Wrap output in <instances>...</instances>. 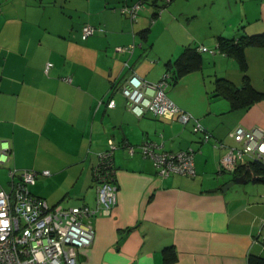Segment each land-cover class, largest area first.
<instances>
[{"label": "crops", "instance_id": "1", "mask_svg": "<svg viewBox=\"0 0 264 264\" xmlns=\"http://www.w3.org/2000/svg\"><path fill=\"white\" fill-rule=\"evenodd\" d=\"M139 1L0 0V140L12 152L0 185L9 187V169L49 170L29 184L33 195L92 211L83 221L95 237L77 264H260L264 180L218 173L225 149L213 141L232 143L238 125L264 130V96L232 107L216 90L218 78L238 89L246 78L264 93V47L244 48V70L217 49L220 38L264 33V0H146L134 20L121 11ZM85 24L95 30L84 39ZM200 46L208 49H198L201 67L170 81L165 93L211 133L206 142L192 120L137 117L120 92L132 72L149 82L165 71L175 76L167 62ZM109 140L117 202L103 212L92 169ZM146 142L160 151L193 148L194 175L161 176L142 152ZM240 176L247 181L222 190Z\"/></svg>", "mask_w": 264, "mask_h": 264}, {"label": "built area", "instance_id": "2", "mask_svg": "<svg viewBox=\"0 0 264 264\" xmlns=\"http://www.w3.org/2000/svg\"><path fill=\"white\" fill-rule=\"evenodd\" d=\"M146 0H141L121 8L134 20L144 7ZM170 0H164V3ZM95 27L89 24L82 26V38L91 35ZM120 48V47H119ZM132 45L121 50L131 52ZM200 51L208 50L205 46ZM211 52L214 50L211 49ZM50 62L46 63L45 71ZM69 80V78H66ZM169 75L163 73L157 82H149L136 73L129 74L120 86L127 108L137 117L146 114L153 116H176L186 123L194 122V130L203 132L201 140L210 141L211 136L203 131L199 121L183 111L165 93ZM107 106H115L110 98ZM232 143L214 140L213 146L224 148L217 167L218 173L234 171H251L254 162L264 165V130L245 128L238 125L229 133ZM116 144L108 141L106 149L99 154L97 163L92 169L96 185L97 207L109 212L117 202V186L113 166V150ZM142 152L149 157L157 173L168 176L173 173L194 175V149L165 151L157 150L152 143L146 142ZM8 140H0V166L7 163L11 156ZM9 189L0 185V264H77L78 252L90 246L95 237V229L83 218L92 211L87 206L61 205L49 206L33 195L28 186L39 174L48 175L49 170L9 169ZM264 229V218L260 220Z\"/></svg>", "mask_w": 264, "mask_h": 264}, {"label": "trees", "instance_id": "3", "mask_svg": "<svg viewBox=\"0 0 264 264\" xmlns=\"http://www.w3.org/2000/svg\"><path fill=\"white\" fill-rule=\"evenodd\" d=\"M247 46L264 47V33H255L250 35L244 34L239 36L238 38H220L219 42L217 43V49L224 53L233 55L237 59L239 66L243 70L246 68V63L244 60V48ZM167 65L175 67V72H174L175 76H171L168 71L164 72L169 75V79H168V84H169L170 81L175 79L177 76L199 69L202 65V57L200 52L198 51V48L185 47L184 50L181 52V54L178 56V58L175 59L173 62L168 61ZM216 90L230 100V104L232 107L248 105L249 103H252L255 100L264 96V93L256 91L250 85V83L246 78H244L242 87L240 89L233 86L227 80L223 78H218L216 80ZM202 128L203 131L208 132L203 126ZM194 132H200L202 137L203 132L195 131V130ZM208 133L210 134L212 139L211 133L210 132ZM251 169H252L251 171L246 170L243 172L246 177L254 181L264 180V165L258 162H254L251 166ZM172 250L173 249L171 247L163 249L164 261H169L170 256L168 255V251H172ZM256 258L260 264L264 263L262 262L264 258L261 257H256Z\"/></svg>", "mask_w": 264, "mask_h": 264}, {"label": "water", "instance_id": "4", "mask_svg": "<svg viewBox=\"0 0 264 264\" xmlns=\"http://www.w3.org/2000/svg\"><path fill=\"white\" fill-rule=\"evenodd\" d=\"M247 179H245L243 176L237 177L234 180L230 181L229 183H227L222 190H225L226 188H228L230 185H232L233 183H239V182H246Z\"/></svg>", "mask_w": 264, "mask_h": 264}, {"label": "rangeland", "instance_id": "5", "mask_svg": "<svg viewBox=\"0 0 264 264\" xmlns=\"http://www.w3.org/2000/svg\"><path fill=\"white\" fill-rule=\"evenodd\" d=\"M225 174V173H224ZM3 179H5V175H3V173L2 174H0V180L1 181H3ZM237 186V185H236ZM9 187H7V189H8Z\"/></svg>", "mask_w": 264, "mask_h": 264}]
</instances>
